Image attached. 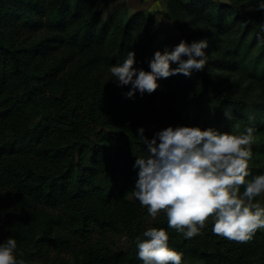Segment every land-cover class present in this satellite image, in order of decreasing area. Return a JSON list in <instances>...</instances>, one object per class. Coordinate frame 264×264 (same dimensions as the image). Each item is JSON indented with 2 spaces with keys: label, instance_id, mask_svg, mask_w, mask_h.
<instances>
[{
  "label": "trees",
  "instance_id": "obj_1",
  "mask_svg": "<svg viewBox=\"0 0 264 264\" xmlns=\"http://www.w3.org/2000/svg\"><path fill=\"white\" fill-rule=\"evenodd\" d=\"M104 1L0 0V186L11 190L10 199L22 216L16 230L18 245L25 224L36 218L35 203L62 205V214L42 212L39 216L40 238L45 243L64 245L70 240L49 233L55 224H67L76 238L88 237L95 227L124 234L134 251L113 250L99 241L89 243L84 249L85 264H142L137 258L136 237L145 231L143 223L150 215L133 195L138 172L133 164L136 157L146 155V145L137 132L139 119L118 104L116 96L107 101L97 97L81 77L60 75L68 57L45 70L40 68L48 54L62 47L82 51L107 43L115 47L111 55L118 63L134 51L135 66L148 65L153 53L160 50L156 47L158 32L151 30L152 19L136 11L126 22L111 25L110 20H102ZM176 2L171 4L172 15L180 10L196 23L194 27L204 24L191 35L182 33L187 39L194 36L190 42L207 38L210 47H223V55L208 59L205 68L195 74L197 99L208 85L220 83L219 70H241L257 77L261 98L252 108L245 107L243 96L236 98L215 88V98L229 106L231 122L257 130L249 161L251 174L246 177L250 180L264 173V41L250 57L256 37L248 38L247 30L261 29L264 11L258 5L264 0ZM18 23L23 31L10 33ZM43 26L53 30L48 37L28 43L21 39L24 29ZM235 55L236 61L232 59ZM173 80L174 76L157 82L172 86ZM189 84L181 74L173 90ZM244 91L247 93L246 88ZM213 223L210 217L204 234L191 239L170 229L164 212L157 215L153 226L168 232L169 247L183 253L182 262L264 264V229L257 230L251 241L237 243L214 235Z\"/></svg>",
  "mask_w": 264,
  "mask_h": 264
},
{
  "label": "clouds",
  "instance_id": "obj_2",
  "mask_svg": "<svg viewBox=\"0 0 264 264\" xmlns=\"http://www.w3.org/2000/svg\"><path fill=\"white\" fill-rule=\"evenodd\" d=\"M258 10L264 11V3ZM257 39L264 41L261 36ZM208 47L207 38L191 43L181 39L171 50L167 46L156 50L148 61L149 71L136 68L135 52L129 51L109 71L118 87L130 85L125 97L135 99L136 93L143 97L156 91L158 79L202 71ZM173 63L177 66L171 67ZM223 116L233 118L228 110ZM235 127L238 131L229 133L214 127L168 126L151 139L144 136L143 127L137 129L147 152L133 164L138 169L133 195L151 217L164 212L168 227L186 239L203 235L210 217L214 235L237 243L251 241L257 230L264 229V207L255 202L264 194V174L246 179L251 174L249 161L257 130ZM168 242L165 229H147L136 237L137 258L142 264H182L183 253L170 248ZM16 252L13 237L0 242V264H26L17 259Z\"/></svg>",
  "mask_w": 264,
  "mask_h": 264
},
{
  "label": "rangeland",
  "instance_id": "obj_3",
  "mask_svg": "<svg viewBox=\"0 0 264 264\" xmlns=\"http://www.w3.org/2000/svg\"><path fill=\"white\" fill-rule=\"evenodd\" d=\"M210 1L234 3L237 0ZM173 2L177 3L176 0H105L101 5L102 20H110L111 25L118 20L126 22L134 12L142 11L145 16L152 19L151 30L158 32L156 47L163 51L164 47L167 46L171 50L181 39L188 43H191L190 41L194 39V36L187 39V36L182 34L183 32L191 35L197 27L204 26V24H199L194 27L196 23L190 20L191 17L185 15L183 11H175L172 15L171 4ZM14 27L16 28L15 30L13 28L8 30L14 35L16 31L21 32L24 28L20 23L15 24ZM262 29H264V20L261 29L256 26V29L249 27L247 30L248 38L253 39V36L256 37L251 46L250 57L255 56L257 53V48L261 41L257 37H264V30ZM52 32L53 30L47 26L33 31H25L24 29V32L21 33V39H25L28 43L48 37ZM200 39L197 38L196 40ZM21 44L25 45L22 42ZM210 46L211 44L205 49L208 59L223 55L222 46L216 49ZM114 50L115 47L109 43L86 48L82 51L73 50L65 46L48 54L42 60L40 68L45 70L56 60L68 57L69 59L59 74L66 77L73 75L81 77L82 81L90 84L91 90L97 97L102 96L107 101L116 96L117 103L128 107L131 110L132 117L139 119V125L145 129L144 136L148 139H151L156 131L168 126H198L201 129L214 127L221 132H237L238 130L235 127L237 124L232 123L231 119H226L223 116L225 110H230L229 106L224 105L222 101L215 98L216 87L221 92L231 93L233 97L241 98L243 96L241 99L247 108H252L253 103H256L261 98V89L257 82V77L250 75L248 72L243 73L241 70L235 72L219 70L218 81L220 83L208 85L203 90L204 95L197 99L199 89L195 80L198 77L195 74L199 71L193 70L190 76H186L190 81L188 86H183L176 91L173 90L181 75L177 74L174 76L172 86L165 85L162 87L166 82L163 81L152 94L145 93L141 97L139 93H136L135 99H129L124 94L129 91L130 85L118 87L114 83L116 78L109 71L112 65L121 64L113 60ZM141 57L144 56L142 55ZM232 59L236 61L238 56L235 55ZM176 66L174 63L171 64V67ZM135 67L138 69L143 68L145 71L150 70L148 65L143 64V62L142 66L136 65ZM216 79L217 77H215ZM245 88L247 93L244 91ZM196 102L197 105H195ZM242 130L240 126L239 131ZM146 152L147 147L145 146L144 154ZM243 190L241 188V192ZM9 193H11L9 188L0 186V242L5 241L9 236L17 239V226L22 220L19 207L17 203L10 199ZM129 198L133 199V195L130 194ZM255 202H259L264 207V194L256 197ZM34 209L36 218L27 224L24 223L26 225L23 231L25 235L21 234L20 244H17L19 249L17 254L21 259L25 260L26 264H85L84 249L89 243L95 244L98 241L113 250L132 248L131 250L134 251L129 238L122 233L102 232L94 227L88 237L76 238L71 234L69 228H67L68 225L65 223L53 225L49 228V233H55L59 237H69L70 240L64 245L47 244L40 238L43 226L39 216L42 212L62 214V205L52 207L35 203ZM154 220L155 218L151 216L145 219L143 223L145 231L154 227ZM18 231L20 232V230ZM29 233L30 235L26 236ZM182 264H203V261L185 259Z\"/></svg>",
  "mask_w": 264,
  "mask_h": 264
}]
</instances>
